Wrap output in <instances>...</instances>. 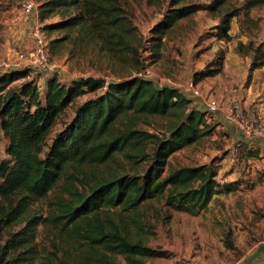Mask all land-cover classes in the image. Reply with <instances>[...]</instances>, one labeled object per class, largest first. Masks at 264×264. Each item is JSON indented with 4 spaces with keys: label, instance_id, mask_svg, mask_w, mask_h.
Returning a JSON list of instances; mask_svg holds the SVG:
<instances>
[{
    "label": "trees",
    "instance_id": "16d2710c",
    "mask_svg": "<svg viewBox=\"0 0 264 264\" xmlns=\"http://www.w3.org/2000/svg\"><path fill=\"white\" fill-rule=\"evenodd\" d=\"M40 5L41 17H58L47 24L58 33L49 39L51 55L61 48L71 57L86 56L90 49L109 56L120 50L139 60L141 41L120 0H42ZM261 5L264 0H248L245 6ZM200 8L219 17L214 34L230 40L232 20L241 11L232 0H170L164 23L153 30V48L162 46L163 35L178 20ZM237 51L251 54V69L264 67L262 43L241 40ZM215 72L203 71L199 78ZM26 74V69L0 73V132L9 138L8 157L0 161V264H116L112 256L127 264H148L168 253L144 242L142 204L161 200L170 209L195 215L215 195L238 186L217 179L214 161L171 164L176 151L215 129L209 112L198 109L179 88L143 76L108 83L74 79L70 84L50 76L42 99L35 80L14 85ZM100 89L101 94L77 107L72 122L48 146L57 118L79 96ZM155 119L162 122L155 131L140 127ZM244 148L248 159L264 157L257 147ZM88 165L107 170L90 175ZM76 183L86 189H77ZM60 186L48 216L28 214L34 201ZM43 223L57 230L61 252L38 248ZM227 246H233L232 240Z\"/></svg>",
    "mask_w": 264,
    "mask_h": 264
},
{
    "label": "rangeland",
    "instance_id": "374dc122",
    "mask_svg": "<svg viewBox=\"0 0 264 264\" xmlns=\"http://www.w3.org/2000/svg\"><path fill=\"white\" fill-rule=\"evenodd\" d=\"M120 1L124 14L136 27L141 41L139 60L128 58L120 50L118 54L109 56L90 49L86 56L71 57L66 48H61L52 54L48 70L36 78L41 97L43 99L45 96L46 81L50 76H57L67 84L74 79L90 77L102 78L108 83L143 76L153 79L158 85L179 88L200 109L206 110L210 98L217 99L219 111L208 115L215 125L214 132L176 151L171 157V164L197 165L214 161L217 179L221 183H238V186L232 191L215 195L207 208L195 215L170 209L161 200L142 204L140 210L143 212L142 223L145 228L143 240L168 253L166 257L149 259L148 264H234L251 242L264 237V179L259 180L258 176L256 180V172L259 171L257 167L263 165L262 157L248 159L244 146L250 144H245L243 137L246 135L227 116L234 101H238L244 108H264V67L251 69V54L245 56L237 51L241 40L248 43L252 39L264 45V5L247 10L245 5L248 0H232L241 11L232 20L230 40H221L214 34L220 22L219 17L200 8L178 20L163 35V44L158 49L153 48L151 41L153 30L164 23L170 0ZM36 3L35 11L27 16L21 10L20 0H0V73L28 67L27 62H22L21 67L17 66L20 62L18 54L34 46L32 29L36 23L41 25L48 42L50 37L58 36L57 32L52 33L47 28V24L57 21L58 17H41L42 0H36ZM210 69L216 72L199 78L201 72ZM25 80L24 77L20 78L14 85H21ZM191 82L200 90V96L194 95L190 89ZM103 90L89 91L79 96L57 118L46 140L48 146L72 122L77 107L98 96ZM161 123L155 119L154 124L141 123L140 127L155 131L157 124ZM254 138L264 142L262 137ZM8 145L9 138L0 132V161L8 157ZM249 160L252 164L247 163ZM253 165L255 170L251 169ZM106 170L105 167L92 165L85 167L86 173L90 175ZM76 187L86 189L79 183H76ZM61 191L60 186L47 198L34 201L28 214L48 216L55 197ZM56 231L41 224L38 227V248L42 251L61 252L56 247L61 244ZM230 240L233 242L232 247L227 246ZM83 248L87 246L83 245ZM69 251L77 255L73 248H69ZM112 257L116 264H127L121 256Z\"/></svg>",
    "mask_w": 264,
    "mask_h": 264
},
{
    "label": "built area",
    "instance_id": "2783aa9c",
    "mask_svg": "<svg viewBox=\"0 0 264 264\" xmlns=\"http://www.w3.org/2000/svg\"><path fill=\"white\" fill-rule=\"evenodd\" d=\"M20 7L24 15L29 16L37 7L36 0H20ZM32 35L35 40L34 46L28 51H22L18 54L20 62L17 66L21 67L22 62H27L25 69L27 74L24 78L36 81L38 75L47 71L51 65V49L48 40L44 36L42 27L36 23L32 29ZM190 89L194 95L200 96L201 92L196 85L191 82ZM206 110L213 115L220 109L217 99L210 98ZM230 120L237 123L239 129L250 138H264V110L258 108H244L238 101H234L227 114ZM249 264H264V261L255 259Z\"/></svg>",
    "mask_w": 264,
    "mask_h": 264
},
{
    "label": "crops",
    "instance_id": "0c3cea01",
    "mask_svg": "<svg viewBox=\"0 0 264 264\" xmlns=\"http://www.w3.org/2000/svg\"><path fill=\"white\" fill-rule=\"evenodd\" d=\"M201 110H204V108ZM243 138H244L245 144H250L249 146L247 145L248 147H251V146L258 147L261 149L260 154L264 155V142L262 140H259L257 138H249L246 136H244ZM262 161H263V165L261 167H257L259 171L256 172L257 174L256 180H258V176H259V180L264 179V157L262 158ZM247 163L252 164L250 160ZM251 169L255 170L256 167H254L253 165ZM262 191L264 192V189H262ZM260 208H262V205L260 206ZM251 243L252 244L247 248L246 252L236 262H234V264H249L252 260H255V259L264 261V237L259 238Z\"/></svg>",
    "mask_w": 264,
    "mask_h": 264
},
{
    "label": "water",
    "instance_id": "95a60500",
    "mask_svg": "<svg viewBox=\"0 0 264 264\" xmlns=\"http://www.w3.org/2000/svg\"><path fill=\"white\" fill-rule=\"evenodd\" d=\"M86 80H97V81H100L102 83H106V80L105 79H102V78H99V79H95V78H86Z\"/></svg>",
    "mask_w": 264,
    "mask_h": 264
}]
</instances>
